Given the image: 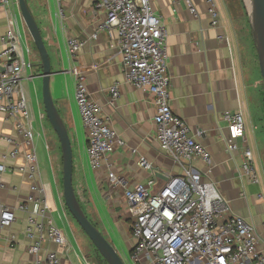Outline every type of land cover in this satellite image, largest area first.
<instances>
[{
    "label": "crops",
    "instance_id": "crops-1",
    "mask_svg": "<svg viewBox=\"0 0 264 264\" xmlns=\"http://www.w3.org/2000/svg\"><path fill=\"white\" fill-rule=\"evenodd\" d=\"M99 1L63 0L59 5L56 0H45L46 21L41 33L54 73L50 81L52 96L72 139L74 183L84 186L97 214V206L103 209L105 207L112 232L131 254L135 240L130 231L123 189H110L109 173L123 176L132 187L151 180L155 175L157 185L161 186L166 178L181 175L183 169L165 154L157 141V128L154 123L156 108L152 95L126 81L117 31L98 32L107 18L106 12L96 7ZM191 1L198 17L191 13L185 0H152L156 14L166 26L172 109L187 122L195 138L211 153L213 166L206 179L218 186L232 205L235 214L255 227L260 238L259 249L264 253V150L256 124L261 114V95L258 86H253L248 70L244 69L242 50L227 1L216 0L221 18L219 25L215 27L211 25L207 0ZM61 10L63 16L60 15ZM23 26V30L19 26V36L26 61L30 63L24 76L40 78L42 67L33 50L31 35L27 33L24 23ZM5 28L6 20L0 13V34ZM96 34L97 37H94ZM72 38L84 44L76 60L68 49V41ZM34 69L38 73L36 76ZM74 69L85 77L91 97L111 118L119 137L126 144L124 148H118L106 157L99 170H93L89 160L88 132L77 104V76L73 72ZM34 80L26 81L25 88L34 116V129L38 132L36 139L41 137L42 128L46 144L39 91L37 86L33 91L31 89ZM41 82L43 86V80ZM116 84L120 87V97L112 107L109 104L110 88ZM33 94L37 97V113ZM226 112H240L246 119V135L254 150L260 175L259 185L250 184L242 175L241 152L231 153L228 150L229 131L223 119ZM2 135L17 136L13 121L4 115H0V136ZM10 150L8 145H2L0 148V162L8 167L3 176L5 187L0 190V199L6 206L15 208L30 194L32 181L15 170L26 165L23 151L18 159L12 160L7 156ZM133 150L137 151L138 155H134ZM140 156L153 165L154 173L140 168ZM198 167L203 172L207 171L204 165L199 164ZM157 174L165 178H159ZM42 177L50 193L51 215L57 226L59 227V224L53 215L56 198L62 205L64 218L67 219L69 231L64 233L66 245L62 248L46 241L38 259L32 256L25 234L27 215L17 212V222L0 236V264H45L48 251H57L63 264H90L77 241L76 250L73 248L71 228L74 229V226L64 210L60 195L55 190L51 179H54L53 171L51 174L45 171ZM260 195L262 198H259ZM108 234L113 240V233L110 231Z\"/></svg>",
    "mask_w": 264,
    "mask_h": 264
},
{
    "label": "built area",
    "instance_id": "built-area-1",
    "mask_svg": "<svg viewBox=\"0 0 264 264\" xmlns=\"http://www.w3.org/2000/svg\"><path fill=\"white\" fill-rule=\"evenodd\" d=\"M62 1L56 0L59 5ZM185 1L191 13L198 17L192 1ZM207 2L211 25L218 26L221 17L216 0ZM12 7L19 8L18 0H0V13L6 20L5 31L0 34V115L13 121L17 136H0V148L8 145L11 150L7 156L12 160L18 159L23 151L26 165L15 170L32 183L30 194L17 207L6 206L0 199V236L17 222V212L25 213L29 253L38 259L46 241L64 248L66 238L51 215L52 200L40 171L34 116L24 83L34 77L24 76L30 65ZM96 7L107 15L98 32L117 31L126 81L152 95L157 141L165 154L183 169L181 175L168 177L161 186L157 185L155 175L132 187L123 176L109 173L110 189H123L135 240L131 261L134 264H264L255 227L235 214L218 186L206 179L213 166L212 155L172 109L166 26L156 14L152 0H100ZM60 15L63 16L62 10ZM83 45L76 38L69 39L68 49L74 60ZM73 72L77 76V104L88 132L90 164L93 170H99L106 157L126 144L111 118L91 97L85 77L77 69ZM110 94L109 104L113 107L120 97L119 85H113ZM223 119L229 131V152H241L242 175L250 184L259 185L260 175L246 135L244 115L226 112ZM132 152L138 155L137 151ZM138 162L141 169L154 173L153 165L145 157L140 156ZM199 164L207 167V171L203 172ZM7 171V165L0 162V190L5 187L3 176ZM45 264L63 262L57 251H48Z\"/></svg>",
    "mask_w": 264,
    "mask_h": 264
},
{
    "label": "rangeland",
    "instance_id": "rangeland-1",
    "mask_svg": "<svg viewBox=\"0 0 264 264\" xmlns=\"http://www.w3.org/2000/svg\"><path fill=\"white\" fill-rule=\"evenodd\" d=\"M234 21V28L237 36V40L239 42V45L242 50L243 55V65L244 69L248 70L250 75V80L253 82V86H258V91L261 95L260 97V118H257L256 124L258 129V137L260 139L262 150H264V88H263V79L260 72L258 57L255 49V43H254V32L253 27L251 23V17L249 14V7L246 2V0H226ZM28 7L30 11L32 12L33 16L35 17L40 29L43 28V25L46 21V7H45V0H27ZM12 11L17 15L19 26L23 30V20L19 11L18 7H12ZM25 25V23H24ZM25 28L27 30V27L25 25ZM27 33L29 31L27 30ZM32 41V47L35 51L38 61L41 64L39 53L35 47V44L33 42V39L31 37ZM25 46V45H24ZM30 64V63H29ZM30 69V68H29ZM32 71V70H31ZM34 76H36L38 73L34 69ZM31 75V73H30ZM34 82L31 84L32 91L34 90L35 86H37V89L39 91V100L42 103V111L44 116V122H43V129L46 131V144L44 141V132L41 129V137L36 136L38 132L34 129L35 132V146L37 150V155L39 159V166L41 174H44L45 171H49L51 174V171H53L54 179L53 177L52 182L55 184V190L57 194L60 195L64 210L66 214L70 217L74 229L71 228L73 234L71 235V239L73 241V248L76 250L77 244L82 249L84 254L86 255V258L90 264H99L98 262V256L95 247L92 245L90 239L87 237V235L84 233V231L81 229V227L78 225L76 220L72 217L70 214L64 200L63 196V158H62V150L61 145L59 142V139L54 132L49 120L46 117L45 108L43 104V86H42V80L40 78L35 77ZM25 83V82H24ZM27 83V82H26ZM51 87V85H50ZM34 105H35V112L38 111V104H37V97L36 94L32 96ZM55 100V98H54ZM37 113V112H36ZM261 119V121H260ZM40 122V121H39ZM40 124V123H39ZM35 127V125H34ZM38 127H40L38 125ZM47 146V147H46ZM52 168V169H51ZM78 199L80 201V204L86 213L87 217L93 222V224L96 225L98 230L101 231L102 234L105 235L106 239L110 241L116 250L118 251L119 255L123 259L125 264H134L131 261V256L129 254V251H127L126 246L122 245L120 242V239L114 235L115 233L112 232L111 223L109 221V214L102 208L97 206L98 214L95 210V208L92 206L90 202V198L86 194V190L82 184L76 185L74 183ZM106 212V213H105ZM53 215L56 217V221L59 224V227L61 228L63 233H67L69 231L67 228V219L64 218V215L62 214V205L60 204V201L56 198V204L53 209ZM100 219V220H99ZM99 220V221H98ZM113 233V240L109 237V232ZM106 232H108L106 234Z\"/></svg>",
    "mask_w": 264,
    "mask_h": 264
},
{
    "label": "water",
    "instance_id": "water-1",
    "mask_svg": "<svg viewBox=\"0 0 264 264\" xmlns=\"http://www.w3.org/2000/svg\"><path fill=\"white\" fill-rule=\"evenodd\" d=\"M18 3L22 20L33 39L41 59L42 74L39 77L43 80V104L45 113L59 139L62 150L63 196L65 204L72 217L90 239L92 245L105 262L107 264H125L114 245L108 241L101 231L90 221L80 204L74 186V153L72 139L68 128L56 107L51 92L50 81L51 76L54 74L52 71L51 59L41 29L28 7L27 0H18ZM248 7L264 88V0H250ZM156 176L159 178H165L161 174H157Z\"/></svg>",
    "mask_w": 264,
    "mask_h": 264
},
{
    "label": "trees",
    "instance_id": "trees-1",
    "mask_svg": "<svg viewBox=\"0 0 264 264\" xmlns=\"http://www.w3.org/2000/svg\"><path fill=\"white\" fill-rule=\"evenodd\" d=\"M264 101V100H263ZM91 221V220H90ZM92 222V221H91ZM93 223V222H92ZM95 225V224H94ZM96 226V225H95ZM97 251V250H96ZM98 253V252H97ZM132 253V252H131ZM99 254V253H98ZM98 262L99 264H107L105 260L99 255L98 256Z\"/></svg>",
    "mask_w": 264,
    "mask_h": 264
},
{
    "label": "bare ground",
    "instance_id": "bare-ground-1",
    "mask_svg": "<svg viewBox=\"0 0 264 264\" xmlns=\"http://www.w3.org/2000/svg\"><path fill=\"white\" fill-rule=\"evenodd\" d=\"M249 1H250V0H246V2H247L248 5H249Z\"/></svg>",
    "mask_w": 264,
    "mask_h": 264
}]
</instances>
